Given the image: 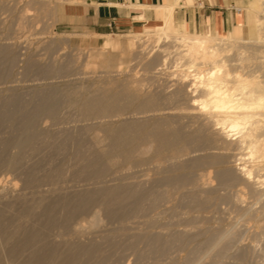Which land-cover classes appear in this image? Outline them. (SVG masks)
Segmentation results:
<instances>
[{"label":"bare ground","instance_id":"bare-ground-1","mask_svg":"<svg viewBox=\"0 0 264 264\" xmlns=\"http://www.w3.org/2000/svg\"><path fill=\"white\" fill-rule=\"evenodd\" d=\"M237 1L248 13V38L244 37L243 28L211 36L190 32L185 24L173 22L175 8H183L186 0H164L157 7L162 14L161 22L152 26L153 31L136 30L129 35L110 37L100 49L90 50L91 61H97L103 70L104 77H100L108 81L103 86L70 87L64 93L44 89L37 91L35 101L30 100L29 104L16 95L1 97L0 169L17 172L22 186L7 179L10 186L6 187L0 179V264H95L97 246L89 239L87 243L81 239L86 229L75 228L72 231L75 235L70 232L77 214L98 205L100 209L90 223L93 227L100 222L105 226L101 217L108 225L110 221L115 223L126 199L131 208L134 205L149 215L162 208L165 197L172 193H182L183 205L198 204L200 212L201 206L210 202H231L239 219L253 223V227L240 233L238 242L264 237V0ZM53 11L55 16V7ZM6 60L8 66L15 63V57L0 47L1 76L2 62ZM31 62L29 66L36 71L38 64ZM63 66L39 67V71L45 76L63 74L66 67ZM67 103L73 106L68 111L76 110L79 116L71 113L86 123L75 125L74 129L67 124L72 130L57 131L53 123L62 121L57 122L59 109ZM42 117L53 120V125H40ZM11 148L16 152L6 155ZM49 152L72 157L71 176H66L63 166L68 158L61 157L63 165L56 162L60 161L56 156L52 162V156L48 159ZM31 156L36 157L35 161ZM117 167L131 172L129 182L107 185L109 171ZM199 171L207 173H198L196 180L212 173L216 184L189 178ZM139 173L144 176L142 180ZM118 179L117 176L114 182ZM72 180L75 184L83 183L80 187L85 189L67 187ZM227 189L233 191L222 195ZM164 212L151 215L150 226L161 224L163 228ZM188 231L175 232L177 240L171 238L170 232L172 236L166 239L193 243L198 236ZM161 235L163 239L167 236ZM210 236L211 242H215V235ZM158 237L160 233L157 243L162 239ZM238 249L231 258L227 257L233 260L232 264L240 260Z\"/></svg>","mask_w":264,"mask_h":264},{"label":"rangeland","instance_id":"rangeland-1","mask_svg":"<svg viewBox=\"0 0 264 264\" xmlns=\"http://www.w3.org/2000/svg\"><path fill=\"white\" fill-rule=\"evenodd\" d=\"M48 1L50 4H48ZM48 1H46V0H41V1L40 0H0V47L5 48L8 51L10 56L15 57V63L12 65L10 64V66H8L9 65L8 60L4 61V63L2 62L3 75L2 76L0 75V77H2V79L0 78V99H1V97L3 99V97L5 98L8 95H13V96L16 95L15 96L16 98L21 99L22 102L29 104L30 100H32L31 103H33L35 101L37 91L40 92L44 89L53 88L55 90L57 89L58 91H60V93H64L65 88L68 89L70 87H76V86H79V87L91 86L95 89L98 87H101L104 84L108 83V81L106 78H101L104 75V73H102L103 70L101 68H99L98 62L95 61L93 63L92 62L93 60L91 61L92 58L89 57L91 55L90 50L100 49L104 45L103 43H105V41H107L110 37L116 38L115 36H125V35L135 33V32H123V33H111V34H108L105 36H99V35L93 36L94 34H90L88 32H77L74 30H69V29L63 28L62 26L59 25V23L61 22V19H60L61 9L65 5H78V4H82V2L85 3V0H73V2H69V3H67V2L59 3L58 2L59 0H48ZM231 1L235 2L237 7L242 9L244 11V13L246 14V16H248V13L245 10V8H242V6L240 4H238L237 0H231ZM41 3L42 4L44 3L43 4L44 6ZM45 3H47V4L45 5ZM194 3H195V0H189L188 5L187 6L185 5V6L189 7V6L194 5ZM21 7H22V9H21ZM54 7L57 10V14L55 16H54V11H53ZM176 8H180V7H176ZM24 15L25 16L28 15V16L25 17ZM5 18H7V21L5 20ZM23 18H25V19H23ZM26 18H28V20H26ZM1 20H4V21H1ZM247 26H249L248 21H247L246 26L243 27L244 37H246V38H248V33H249V28ZM153 30H154V28L152 26H149L147 28H144L141 31H142V33H148V32H151ZM190 32H192V31H190ZM201 34H206V33H201ZM65 40L68 41V45L65 44L66 43ZM64 41H65V43H64ZM9 43H10V45H8ZM42 43H44V44H42ZM2 46H4V47H2ZM48 46H50V47H48ZM8 48L10 51L8 50ZM41 49H42V51H41ZM36 50H38L39 52ZM78 50H79V52H78ZM14 54H15V56H14ZM78 55H80V56H78ZM17 59H19V60H17ZM27 59H29V60H27ZM30 59H31V61L36 62V64H38V66L40 68L50 67V66L54 67L55 65L57 68V67H59V65H60V67H62L64 65L63 67H65V66L67 67V68L66 67L64 68L65 71H67V69H68V71L67 72L64 71L63 74L54 73L52 75H48V76L46 75L45 76L44 74H42L39 71V67H37L36 71H35L34 68L32 69V67H30L31 65L29 66V64L32 63L30 61ZM5 62L6 63L8 62L7 65ZM74 62L76 65H74ZM72 63H73L74 68L72 66ZM3 64H4V66H3ZM87 64L89 67L87 66ZM14 65L16 67L12 68L11 66H14ZM67 65H69V67L71 66L73 69L70 67L71 69L69 70V67ZM8 67H11L12 69L8 68ZM90 67H93V68H90ZM29 68H31V72H30ZM25 70L27 73L25 72ZM10 72H11V74H10ZM27 74H28V76H27ZM35 74H37V75H35ZM83 76L86 79H84ZM80 78L82 80H78ZM98 78H100V79H98ZM21 95H23V96H21ZM19 96H21V97H19ZM27 96H28V98H26ZM71 107H73V106H71L68 103L62 104L60 106L61 109H59V113H58L59 117H58L57 122L58 121L60 122V120H62V121L59 124L57 123L58 125L56 123H53L55 127H58L57 129L54 128L55 130H57V131L59 129L63 130L64 128L65 129L66 128L67 129L68 128L74 129L77 126L79 127L80 124L82 125V123L83 124L86 123L85 121H82L81 119H79L80 117L78 118L76 116V115H78L76 113V110H69L68 111V109H72ZM71 111H73L76 115L73 112L71 113ZM62 114H64V116H65L64 118L62 117L63 116ZM41 119H42V121L40 120L41 121L40 125H42L43 127H47V126L49 127V125L51 127L53 125L52 122H54V121L51 120L50 118L42 117ZM67 121L68 122L70 121L71 123L70 122L68 123ZM74 122H75V124H74ZM76 122H78V123H76ZM61 123H63V124H61ZM72 123H73V125H71ZM67 124L70 125L71 128ZM75 125H76V127H75ZM55 139H56V137L53 138L54 141H55ZM11 152L14 153V152H16V150L11 148V150L9 149V151H7L5 154L10 155ZM59 154L60 153H58V154L54 153L53 154L52 152L51 153L49 152V153H47L48 159L51 158V156H52V158H53L52 162H55L54 157L56 156V160L60 159V161L58 160L56 162H60V164H62L61 163L62 162L61 157H63V159H64L66 156L65 160H67V158H68V160L63 162L64 165L63 164L62 165L66 166L65 167L66 168L65 170H67V171H65V172H67L66 176H69L70 174H72L71 168L73 167V165H71L69 162L74 164V162H72L73 159L69 155H61L60 154L61 156H59ZM57 157H60V158H57ZM31 158L32 159L34 158L33 160L35 161L36 157L31 156ZM31 158L28 159V162L30 161ZM66 162L68 164H66ZM29 163H32V162L30 161ZM113 169L111 171H109L110 175L107 176V179L109 177L108 180L106 179L107 183H108L107 185H110L112 183L113 184H115V183L122 184V183H128L129 182V175L131 172H129L125 169H122L120 167H117L116 169L118 170V174H116L117 173L116 169H114V171H113ZM2 171H5V172H3V174L5 173L4 175L1 173ZM7 172H8V174H7ZM202 172H204L205 174L207 173L205 171H199L197 173L191 174L189 178H191L195 182L200 181L201 179H205L206 182L213 181V184H216V181L213 180V174L212 173L209 174V176L211 175L210 177L209 176H207V177H201L200 176V180H196V178H199V174L202 175ZM111 173H114V174H111ZM115 174L118 176V178H120L116 182H114L115 178L117 179V176ZM124 174H126L127 176ZM141 174H143V173H141ZM14 175L15 176L17 175L18 177L20 176V175H18L17 172L13 173L12 171H9L7 169H4V170L2 168L0 169V179L2 178L3 181L2 180L1 181L3 184H6L7 179L10 181H12L14 179L13 182L14 183L17 182L16 183L17 186L21 187L22 183L21 184L19 183L21 180L20 179L21 176L18 178V177H14ZM120 175L122 176V178L120 177ZM142 176L143 175H140V173L138 174V177L141 180L144 177V176L143 177ZM110 177L113 178V180ZM68 178H70V177H68ZM18 179H20V180H18ZM192 180H191V182L193 184L194 182ZM201 181H204V180H201ZM76 182L78 183V181H76ZM110 182H112V183H110ZM69 183H72V184H69ZM69 183H68L69 185L67 187L70 186V187H74L76 189V187L79 186V189H81V190L85 189L84 187H82V188L80 187L83 185V183H80V184L76 183L75 184V181H73V180ZM73 183L75 184V186ZM7 186H10V184L9 183L6 184V187ZM45 187L47 188V186H45ZM231 191H233V190L227 189L224 192L222 191L221 194L222 195L225 193L229 194V193H231ZM169 195L167 194L168 198L165 197V200H164L165 204H162V208L157 210L158 213H159V211L160 212L165 211L164 214L162 215L164 220H166V224H163L161 226L163 228H160L161 224L154 225V226H152V225L150 226V224H149V217L151 215H154L155 213L157 214V211L148 215L146 211L139 209V208L137 209V207H134V205H133L134 209L131 208L132 204L130 202H128V200L126 199V201L125 200L123 201V202H127V203H124L125 206L123 205V207H122L124 210L120 211V213H119L120 217L118 219H115L116 220L115 223H114V221H110L109 223L111 225L110 224L108 225V221L105 220V218H103L104 217L103 216L101 218L104 219L103 220L104 225L106 223L107 226L106 225L103 226V223L100 222L97 225H94V227H93L90 222H91V220L94 219L93 217H95L97 215L96 213L100 209L98 205H96V206L94 205V207L89 206L87 209H85L86 211L85 210L81 211L79 213L80 216L78 214L76 215L77 217L75 216V218L72 221L73 222L72 224L75 227H73V225L71 224L72 227H71L70 232L72 234H74L72 231H74V229L77 227H83L84 230L86 229L85 231L82 229V234H83V231H84V234H83V237L81 239L84 242L87 239H89L88 240L89 242H92V244L97 246V248H98L97 255L98 256L95 258L96 261L94 260L95 264H134V263L137 264V262H138V264H220L221 262H222V264H225V263L232 264L231 262L233 260H231L230 258L238 248L241 250L240 251L241 257L239 256L240 260L234 261L235 263L233 262V264H264V237L258 238L259 240L258 239L255 240L256 242L255 241L251 242L249 240V238L248 239L246 238L247 242L246 241L238 242L239 235H242L243 231L247 230L246 228L253 227V223L252 222L245 223V219H244V221H243V219H239L238 216L236 215L235 211H234V207H233V204L231 202H225V201H223L222 203L219 201L217 203L216 202H210L212 204L207 203L206 206H204L205 204L202 205L201 207H203V209L201 208L202 211L200 212L197 210V208L199 207V206L197 207L198 204H196L195 206H194V204L189 205V206L188 205L184 206L185 204L182 203L180 200L181 199L180 196L182 197V193H176V194L172 193ZM178 201L181 202L182 205H181V203L179 204ZM178 204H179L178 207L175 206ZM213 205H214V207H213ZM192 206H194L195 208ZM0 207H1V205H0ZM91 208H96V209L98 208V209L96 211L95 209H91ZM123 211L128 214V217L127 216L125 217V215H127V214H125ZM126 211H129V212L131 211V212L129 213ZM81 213L83 215H81ZM197 217H198V219H197ZM193 220L197 221V222L195 223ZM126 221L131 223V224L127 223ZM124 222H125V225L123 224ZM118 223L120 226L118 225ZM99 224H101V225L99 226ZM109 226H111V227H109ZM127 226H129V227H127ZM147 226H149V227H147ZM107 227H109V228H107ZM113 227L116 229L114 230ZM98 228L102 229V231L100 229L97 230ZM149 228H152V229L149 230ZM107 229L110 231H108ZM210 229H211V231H210ZM117 230L120 232H118ZM182 230H183V232H184V230H187V231L191 230L192 235L194 233L195 237L196 236H198V237L193 239V243H191V242L180 243L178 241H177L178 242L177 243L176 241H174V243L176 242L174 244L172 239H170V238L166 239V238H168V236L171 237L173 235L171 238H174V240L175 239L177 240V237L175 238V236H174V235H177V234H175V232L181 234ZM131 231H133V232H131ZM200 231H202V232H200ZM203 231L206 232V234L203 235L202 234V233H204ZM208 231H210V232H208ZM259 231H261V230L259 229ZM123 232L126 234H124ZM144 232H146V234ZM147 232H148V234H147ZM170 232H171V234L172 233L173 234L171 235ZM191 232H190V234H191ZM196 232H200V235L196 234ZM142 233H144V234H142ZM159 233H160V238L162 237L161 234H164V236L167 235V236H165L164 239H163V237H162V239H160L158 237L160 239V241H162V242L164 241L163 244L161 242L160 245H159L160 241L158 243L156 242V241H158L157 236ZM207 233H209V234L212 233V234L210 236V235H207ZM240 233H242V234H240ZM115 234H116V236H115ZM139 234H140V236H139ZM179 234H178V236H179ZM151 235H155V237L151 236ZM201 235L205 236V237L207 236L206 238L210 242L205 237H201V239H200ZM212 235L213 236L215 235L214 236L215 240H214ZM70 236L72 238L71 234H70ZM102 236H103V238H102ZM144 236H146V237H144ZM147 236L149 239L147 238ZM209 236L212 237L213 241H215V242H211L212 239H209ZM73 237L75 238V236H73ZM141 237H143V238L141 239ZM100 238H102V240H100ZM135 238H137V239H135ZM152 239H154L155 241L154 240L151 241ZM260 239H262V240H260ZM259 241H261V242H259ZM165 242H167V243H165ZM86 243H87V241H86ZM105 243L107 245H105ZM148 243L150 245L151 244L153 245L154 243L155 244L153 246L152 245L149 246ZM200 243H201V245H200ZM103 244H104V246L102 247ZM167 244H168V247L170 245L169 248L166 246ZM204 244L209 245V246H205ZM113 245H115V246H113ZM161 245L163 248L161 247ZM183 245H184V247H183ZM196 245L198 247L199 246H201V247L197 248ZM155 246L160 247V250L158 247H155ZM164 246H166V247H164ZM250 246L253 248H251ZM111 248H112V250H111ZM154 248H156L158 251H154ZM102 249H103V251H102ZM145 249L146 250L148 249V250L146 251ZM141 250L145 251V255H143L144 252L142 253ZM100 251H102V252H100ZM251 252H253V253L255 252V254H253ZM225 257H226V259H227V257H230V258H228L226 261ZM141 258H142V260H140ZM230 260H231V262H230Z\"/></svg>","mask_w":264,"mask_h":264},{"label":"crops","instance_id":"crops-1","mask_svg":"<svg viewBox=\"0 0 264 264\" xmlns=\"http://www.w3.org/2000/svg\"><path fill=\"white\" fill-rule=\"evenodd\" d=\"M163 4L164 0H85L83 4L65 5L59 25L99 36L135 32L161 22L157 7ZM186 6L175 9L173 22L185 24L197 34L233 33L248 21L244 11L231 0H195L194 5Z\"/></svg>","mask_w":264,"mask_h":264}]
</instances>
